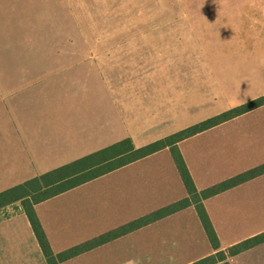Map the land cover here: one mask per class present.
Masks as SVG:
<instances>
[{
  "label": "crops",
  "instance_id": "0c3cea01",
  "mask_svg": "<svg viewBox=\"0 0 264 264\" xmlns=\"http://www.w3.org/2000/svg\"><path fill=\"white\" fill-rule=\"evenodd\" d=\"M62 1L56 13L73 26L49 27L51 37L37 42L33 68L20 76L15 144L0 153V196L11 191L0 197V264L43 261L16 196L25 183L124 141L138 149L165 139L238 107L237 93L246 103L264 96V0H161L159 9L107 0L110 13L103 0ZM89 14L144 23L90 25L83 20ZM88 27L104 35L88 39ZM74 32L79 39L67 38ZM8 114L5 108L0 118ZM9 136L1 123V146ZM177 148L198 191L257 168L264 164V105ZM186 197L163 149L33 208L57 255ZM203 204L220 251L262 234L264 174ZM214 253L195 208L187 207L60 264H192ZM262 253L264 243L229 264H264Z\"/></svg>",
  "mask_w": 264,
  "mask_h": 264
},
{
  "label": "trees",
  "instance_id": "16d2710c",
  "mask_svg": "<svg viewBox=\"0 0 264 264\" xmlns=\"http://www.w3.org/2000/svg\"><path fill=\"white\" fill-rule=\"evenodd\" d=\"M263 105H264V96L256 100H253L251 102H248L246 104H243L241 106H238L229 111H226L222 114H219L213 118L205 120L199 124H196L178 133H175L165 139L156 141L152 144H149L147 146H144L138 149H134L131 146L129 141H124L112 147L111 149H114V153L106 155L105 159L100 158L101 154L104 152L102 151V152L88 156L86 158H83L75 162L71 166L75 167L77 165H83L84 162L88 161L87 165L79 167L78 171H75L74 173H67L65 171H62L63 169L67 168L65 167L55 172H50L44 176L33 179L25 183L23 186L19 187L18 189H16L18 193L23 191V193H20V195L18 196L20 197V199H24L25 214L28 218V221L30 222V225L32 227L35 238L39 244V247L41 251L43 252L44 257L49 261V264H60L61 262L70 260L82 253L90 251L100 245H103L109 241H112L118 237H121L127 233H130L134 230L144 227L164 217L170 216L187 207L195 208L197 215L199 217L200 223L210 242V245L212 249L215 250L214 254L206 258H203L201 260H198L192 264H229V259H231L232 257H235L260 244H263L264 243V233L259 234L246 241H243L230 248H227L226 250L220 251L219 250V240L208 218V215L206 213L203 203L205 200L211 197H214L237 185L243 184L251 179H254L258 176L263 175L264 174V164L248 172L240 174L234 178L226 180L220 184L209 187L202 191H198L195 188L193 180L177 148V145L179 142L189 137H192L196 134H199L203 131L216 127L224 122L230 121L245 113L253 111ZM163 149H169L171 153L176 169L187 191V197L185 199L178 201L163 209H160L137 221H134L130 224L124 225L116 230L106 233L91 241L80 244L71 249H68L60 254L54 255L51 252V249L44 235L42 227L36 217V214L33 208L35 204L42 202L44 200L50 199L78 185L84 184L97 177H100L109 172H112L118 168L124 167L128 164H131L149 155L157 153ZM60 171H62L61 173L65 172V174L63 175L64 177L60 178L57 181L46 183V179H48L50 175H58L55 173H58ZM74 177H76V180H71ZM79 178H84V179L78 180ZM6 194L8 195L11 194V191ZM6 194H2L1 196L3 197Z\"/></svg>",
  "mask_w": 264,
  "mask_h": 264
},
{
  "label": "rangeland",
  "instance_id": "374dc122",
  "mask_svg": "<svg viewBox=\"0 0 264 264\" xmlns=\"http://www.w3.org/2000/svg\"><path fill=\"white\" fill-rule=\"evenodd\" d=\"M62 2V0H0V89L14 93L12 97L8 98L7 91H5L2 96L5 100L7 99V102L5 104L0 102V114L2 111L4 114L5 108H8L9 110L8 118L6 119V117H1L0 124L2 123L3 126H5L6 122L8 123V132L10 135L9 142H5L6 144H3L2 146L0 145V153L2 152L10 154L12 148L14 147L15 139L12 140L10 137L12 135L11 131L17 129L18 97L16 95H18L20 76L24 75L31 67L33 68L32 64H29L28 59L35 50L37 42L48 40V38L51 37L52 34L48 30L49 27L54 28L56 31L60 28L64 30L65 28L68 29L72 28L73 26L69 18L64 17L62 13H56V11L59 10ZM55 4H57V6H55ZM112 4L113 3L110 1L103 0L104 10H107L110 13V10L108 9L113 10ZM141 4L150 5L149 7L154 9L161 8V0H151L148 2H144V0H142L139 2V7ZM130 7H132L131 4ZM161 19L153 18L155 23H159L158 20ZM83 20L88 22L90 25L96 23H144V18H114L107 15L94 17L92 14H89L88 17L83 18ZM88 28L90 32L84 33V36H87L88 39H96L98 36L104 35L91 32V27ZM56 33L60 34L64 32L60 31ZM71 36L74 39H79V36H77L76 32L73 34L67 33V38ZM36 64L37 63L34 65ZM32 72L33 70H31L30 73ZM112 147L114 146L102 150L104 152L101 154L100 158L105 159L106 155L114 153V149H111ZM75 162L68 163L52 172L67 167L62 171L74 173L75 171H78L79 167L85 166L88 163L87 161L84 162L83 165H77L75 167L71 166ZM62 171L55 173L58 175H50V177L46 179V183L57 181L64 177L63 175L65 172L61 173ZM81 179L84 178H79L78 180ZM26 180H28V178H26ZM71 180H76V177L72 178ZM9 183L10 181L8 184ZM20 193H23V191ZM20 193L18 194L20 195ZM10 196L11 195L9 194L8 197ZM106 220L111 222L116 221L115 219H111L109 217ZM262 255L264 256V253H262ZM33 259L31 260L33 261V264H40V259ZM42 260V264H49V261L45 257H43Z\"/></svg>",
  "mask_w": 264,
  "mask_h": 264
},
{
  "label": "clouds",
  "instance_id": "9594fccd",
  "mask_svg": "<svg viewBox=\"0 0 264 264\" xmlns=\"http://www.w3.org/2000/svg\"><path fill=\"white\" fill-rule=\"evenodd\" d=\"M206 19V18H205ZM239 92V91H238ZM245 97H248L247 95H246V92L243 94ZM237 96H238V93H237V95H236V97L234 98V103L236 104V105H243L244 103H246V101L244 100V99H238L237 98Z\"/></svg>",
  "mask_w": 264,
  "mask_h": 264
}]
</instances>
